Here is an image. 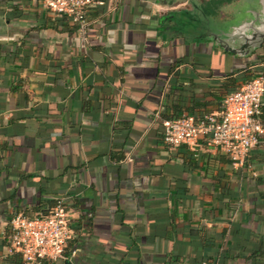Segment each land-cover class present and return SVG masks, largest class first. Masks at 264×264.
I'll use <instances>...</instances> for the list:
<instances>
[{
	"label": "crops",
	"instance_id": "obj_1",
	"mask_svg": "<svg viewBox=\"0 0 264 264\" xmlns=\"http://www.w3.org/2000/svg\"><path fill=\"white\" fill-rule=\"evenodd\" d=\"M243 1L105 3L84 47L39 1L0 0V264H21L10 218L61 197L76 253L45 264H264V136L242 166L163 141L164 119L219 110L264 71V45L225 35L253 18Z\"/></svg>",
	"mask_w": 264,
	"mask_h": 264
},
{
	"label": "built area",
	"instance_id": "obj_2",
	"mask_svg": "<svg viewBox=\"0 0 264 264\" xmlns=\"http://www.w3.org/2000/svg\"><path fill=\"white\" fill-rule=\"evenodd\" d=\"M48 11L64 15L76 25L84 47L93 21L88 18L91 8L106 3L113 11L119 0H37ZM264 71L226 95L219 110L193 115L187 112L164 119L163 141L170 147L184 145L189 150L216 149L226 154L234 166H242L253 147L264 136L262 98ZM74 237L65 207L58 198L45 215L14 214L9 220L7 240L21 264H45L68 260L76 253L70 240Z\"/></svg>",
	"mask_w": 264,
	"mask_h": 264
},
{
	"label": "water",
	"instance_id": "obj_3",
	"mask_svg": "<svg viewBox=\"0 0 264 264\" xmlns=\"http://www.w3.org/2000/svg\"><path fill=\"white\" fill-rule=\"evenodd\" d=\"M245 14L253 18L236 27L238 33H225L227 40L235 39L238 42L237 48L230 49L233 53L244 54L264 45V0H257V6L246 10ZM220 43L222 45L223 42ZM223 48L227 50L226 46ZM64 264H72V262L66 261Z\"/></svg>",
	"mask_w": 264,
	"mask_h": 264
},
{
	"label": "rangeland",
	"instance_id": "obj_4",
	"mask_svg": "<svg viewBox=\"0 0 264 264\" xmlns=\"http://www.w3.org/2000/svg\"><path fill=\"white\" fill-rule=\"evenodd\" d=\"M252 1H253L252 4L254 5V7L257 6V0H252ZM247 3H249L248 0H244L243 4L241 5V3H240V4H238V6L240 5V8H242L244 5L246 6ZM237 22H239V21H237V20L234 21L232 19L228 21V20L225 19L224 22H220L219 21V24H220V28L224 30L228 26L230 27L231 25L237 24ZM213 26H214V24H213Z\"/></svg>",
	"mask_w": 264,
	"mask_h": 264
},
{
	"label": "trees",
	"instance_id": "obj_5",
	"mask_svg": "<svg viewBox=\"0 0 264 264\" xmlns=\"http://www.w3.org/2000/svg\"><path fill=\"white\" fill-rule=\"evenodd\" d=\"M63 17H64V16H63ZM72 27H73V30L76 31V25H72ZM252 78H253V77H252ZM252 78H251V79H252ZM248 80H249V79H248ZM248 80H246L245 82H247ZM245 82H244V83H245ZM193 115H195V114H193ZM262 120H263V119H262ZM263 121H264V120H263ZM53 206H54V205H53ZM53 206H52V207H53ZM52 207H51V208H52Z\"/></svg>",
	"mask_w": 264,
	"mask_h": 264
}]
</instances>
